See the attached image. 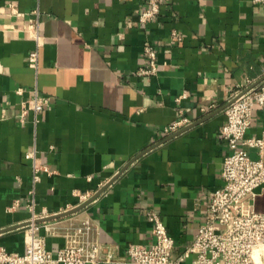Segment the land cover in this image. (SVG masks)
Segmentation results:
<instances>
[{"label":"crops","instance_id":"1","mask_svg":"<svg viewBox=\"0 0 264 264\" xmlns=\"http://www.w3.org/2000/svg\"><path fill=\"white\" fill-rule=\"evenodd\" d=\"M158 2L145 26L138 17L149 0H0V246L8 252L25 253L32 199L36 214L50 215L36 221L52 227L41 230L49 251L63 248L73 221L88 219V237L127 260L110 264H131V245L155 241L149 211L160 216L176 256L192 243L222 186L228 95L247 79L264 82V6ZM9 5L23 16L8 14ZM33 12L40 46L29 30ZM146 41L157 49L152 76L139 74ZM35 95L48 99L37 124ZM180 115L190 125L166 135ZM263 130L264 108L256 107L247 137ZM67 208L81 209L54 218Z\"/></svg>","mask_w":264,"mask_h":264},{"label":"built area","instance_id":"2","mask_svg":"<svg viewBox=\"0 0 264 264\" xmlns=\"http://www.w3.org/2000/svg\"><path fill=\"white\" fill-rule=\"evenodd\" d=\"M254 4L264 6V0H251ZM8 14L23 16L14 6L7 7ZM159 13L158 0H149V7L141 12L138 22L148 25L156 19ZM30 33L40 46L39 13L30 16ZM145 67L139 70L142 76H152L157 71V49L149 41L144 43ZM37 49L30 54L29 62L36 64ZM23 90L18 89V94ZM187 94L177 98L181 101ZM48 99L35 95L33 99L34 123L39 122V116ZM211 104L208 109L214 108ZM256 107L264 108V82L247 79L237 84L228 95L227 107L224 110L226 122L220 128V134L226 140L229 153L224 158L221 173L222 186L212 194L208 213L200 226L192 243L180 256L174 254V240L169 235L160 216L147 212L152 223L155 238L150 247L131 245L127 256L131 264H186L195 255L191 264H264V212L258 211L256 203L264 192V130L260 137H247V131L252 124L253 112ZM202 108L201 111H206ZM28 116V107L21 108L22 122ZM191 121L183 115L164 129L166 135L178 132L190 125ZM249 150L255 152L252 157ZM34 156L29 153L26 157ZM46 170V168H45ZM34 181H38V171ZM86 197H81L84 202ZM34 199L29 202L32 211L30 225L25 227V253L20 255L8 252L0 246V264H110L127 263L124 257L116 253V248L105 246L88 236L93 230L90 220H75L65 234L63 248L53 252L46 248V236L41 230L51 234L49 223H37L50 217L47 212L36 214ZM73 208H67L56 216L66 214Z\"/></svg>","mask_w":264,"mask_h":264},{"label":"water","instance_id":"3","mask_svg":"<svg viewBox=\"0 0 264 264\" xmlns=\"http://www.w3.org/2000/svg\"><path fill=\"white\" fill-rule=\"evenodd\" d=\"M82 207H83V206H82ZM80 209H81V208H78L77 210H74L73 212H68V213H66V214H62V215L56 216V217H54V218H60V217L65 216V215L72 214V213H74V212H77V211L80 210Z\"/></svg>","mask_w":264,"mask_h":264},{"label":"rangeland","instance_id":"4","mask_svg":"<svg viewBox=\"0 0 264 264\" xmlns=\"http://www.w3.org/2000/svg\"><path fill=\"white\" fill-rule=\"evenodd\" d=\"M263 201H264V198H263ZM260 202H261V199L258 200V202L256 203V205L259 203L261 206L262 205L264 206V204H262V202L261 203ZM259 204H258V206H256L258 211L260 210ZM262 209H264V208H262Z\"/></svg>","mask_w":264,"mask_h":264}]
</instances>
